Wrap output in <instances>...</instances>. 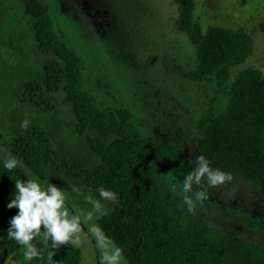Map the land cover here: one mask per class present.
<instances>
[{
    "label": "trees",
    "instance_id": "1",
    "mask_svg": "<svg viewBox=\"0 0 264 264\" xmlns=\"http://www.w3.org/2000/svg\"><path fill=\"white\" fill-rule=\"evenodd\" d=\"M16 1L31 22L37 51L54 58L43 68L40 81L24 86L19 104L49 112L54 104L46 93H62L78 133H93L87 140L93 159L85 163L63 155L65 151L58 153L51 134L34 121L10 136L0 119V151L36 176L72 190L77 200L109 207L97 221L101 238L118 249L127 264H264V247L211 229L202 212L195 208L189 213L182 199L160 189L161 174L181 153L185 132L175 131L159 149L155 174L152 139L136 129L128 110L103 108L83 90L81 63L55 30L47 6L42 0ZM170 2L176 8L175 31L187 36L197 55L195 69L185 77L226 90L224 111L197 124V149L214 168L231 175L226 178L230 185L239 177L252 183L264 213V73L248 68L230 82L231 69L249 59L255 39L264 37V20L257 21L264 8L246 0H203L198 11L197 0ZM6 158L0 152V264L6 259L17 264H81L82 254L71 243L51 249L37 236L31 243L38 254L26 261L24 248L6 238L17 213L6 206L15 180L28 178L18 167L6 169Z\"/></svg>",
    "mask_w": 264,
    "mask_h": 264
},
{
    "label": "rangeland",
    "instance_id": "2",
    "mask_svg": "<svg viewBox=\"0 0 264 264\" xmlns=\"http://www.w3.org/2000/svg\"><path fill=\"white\" fill-rule=\"evenodd\" d=\"M202 1L197 0L198 11ZM246 1L264 8V0ZM42 2L60 38L81 63L83 90L103 108L128 110L136 129L144 138L152 139L151 165L155 174L160 167L159 149L175 131L185 132L181 153L161 174L160 181L163 192L182 199L172 189L194 167L190 159L201 155L197 149V124L221 114L227 99L225 88L185 77L184 73L195 69L197 55L187 36L175 31L176 8L170 0ZM259 20H264V12ZM32 32L21 2L0 1V119L10 136L20 131L22 123L34 121L51 134L56 151L90 163L93 154L87 140L93 133H78L62 93L45 92L54 104L49 112L19 104L24 86L40 81L43 68L54 59L37 51ZM254 49L249 59L231 69L230 82L248 68L264 73L263 36L255 39ZM172 115L181 120L172 119ZM0 152L13 158L4 150ZM16 161L28 178L55 185L53 180L36 176ZM199 189L208 198L195 208L203 213L207 226L264 247V213L259 211L262 199L252 183L239 177L231 185L225 179L216 187L202 183ZM65 195L69 216L75 215L79 220L74 247L82 254L81 264H107L110 259L127 264L121 252L101 238L97 221L108 214L109 207L77 200L72 190H65ZM116 250L118 254L113 257ZM5 262L17 264L11 259Z\"/></svg>",
    "mask_w": 264,
    "mask_h": 264
},
{
    "label": "clouds",
    "instance_id": "3",
    "mask_svg": "<svg viewBox=\"0 0 264 264\" xmlns=\"http://www.w3.org/2000/svg\"><path fill=\"white\" fill-rule=\"evenodd\" d=\"M190 163L194 165L192 170L183 176L178 186L174 184L172 189L182 197L189 213L194 211L198 203L208 198L203 189L198 190L202 183L216 187L223 184L226 178L231 179L230 174L214 168L203 154L195 156L194 160L190 159ZM3 166L12 170L18 166V162L15 158L8 157L3 161ZM98 191L102 198L106 196L102 188ZM6 206L8 209H17V213L9 221L6 238L24 248V260L29 261L37 256V249L31 243L37 236L41 237L43 243L50 244L51 249L67 243L75 245L79 220L75 215L69 216L65 190L49 181L45 184L40 179L15 180V191ZM117 254L118 250L112 253L113 257ZM107 264L118 262L110 259Z\"/></svg>",
    "mask_w": 264,
    "mask_h": 264
}]
</instances>
